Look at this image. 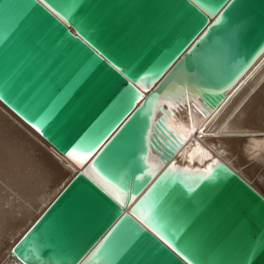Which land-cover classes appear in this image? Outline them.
Instances as JSON below:
<instances>
[{
    "label": "water",
    "instance_id": "obj_1",
    "mask_svg": "<svg viewBox=\"0 0 264 264\" xmlns=\"http://www.w3.org/2000/svg\"><path fill=\"white\" fill-rule=\"evenodd\" d=\"M263 50L264 0H0V102L62 154L87 156L15 264H262L264 194L236 171L155 186L149 221L182 252L127 210L154 180L150 151L168 163L183 144L161 96L198 90L209 113Z\"/></svg>",
    "mask_w": 264,
    "mask_h": 264
},
{
    "label": "bare ground",
    "instance_id": "obj_2",
    "mask_svg": "<svg viewBox=\"0 0 264 264\" xmlns=\"http://www.w3.org/2000/svg\"><path fill=\"white\" fill-rule=\"evenodd\" d=\"M180 87L168 89L159 106L170 110L166 126L183 144L168 163L150 151L154 180L127 210L152 229V191L167 178L191 189L222 166L264 194V50L209 113L197 99L198 90ZM161 115L155 107L153 123ZM86 162L59 152L0 102V264H15L13 247ZM86 172L103 186L90 169Z\"/></svg>",
    "mask_w": 264,
    "mask_h": 264
},
{
    "label": "snow or ice",
    "instance_id": "obj_3",
    "mask_svg": "<svg viewBox=\"0 0 264 264\" xmlns=\"http://www.w3.org/2000/svg\"><path fill=\"white\" fill-rule=\"evenodd\" d=\"M41 3H44L45 0H40ZM47 6V5H46ZM57 15H59V13L57 12L56 13ZM17 20L19 19V17L16 18ZM61 19H63V17H61ZM217 20H219V18H217ZM195 47V45L193 46V48ZM193 51L192 48L189 49V52L191 53ZM109 63H111V61H109ZM113 67H115V65H113ZM33 127H36V125H33ZM67 155L72 157L73 159L77 160V162H82L84 159L87 158V156L83 153H80L78 152L75 148H73L72 150L68 151L67 152ZM173 167H175V165H173ZM208 172H211L212 169L209 168L207 169ZM96 175L101 179L103 180V186H104V189L105 191H109L110 194H116L119 189L117 188V186L112 182V180L108 179L107 177L103 176L100 172H96ZM117 200L120 199V196L119 195H116L115 197ZM134 198V197H133ZM155 230V229H154ZM156 235L160 237L161 240L164 241L165 244H168V246L170 248L173 249V251H177L178 249L182 252L183 249L181 248V245L177 244L175 246H173L172 243H170L169 239H167L163 234H161L160 231H156ZM170 236L172 239H175V235L170 233ZM105 239H107V237H105ZM103 243V241L101 242ZM100 251V248L98 246L97 249L94 250V252H99ZM256 250L253 249L252 252H251V257L254 259L256 257ZM185 259H188L187 255H185ZM194 259V257H193ZM188 264H193V261L192 259H188ZM249 264H251V260L249 261ZM262 264H264V262H262Z\"/></svg>",
    "mask_w": 264,
    "mask_h": 264
}]
</instances>
